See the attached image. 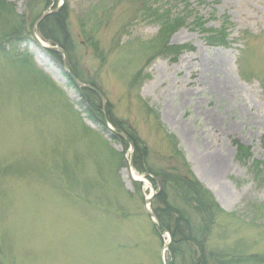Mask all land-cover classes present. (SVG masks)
<instances>
[{"label":"rangeland","instance_id":"374dc122","mask_svg":"<svg viewBox=\"0 0 264 264\" xmlns=\"http://www.w3.org/2000/svg\"><path fill=\"white\" fill-rule=\"evenodd\" d=\"M6 1L3 16L27 22L64 8L36 27L57 51L32 36L0 41V264H167L171 235L144 209L152 197L153 213L162 187L142 172L145 162L167 167L165 130L235 215L226 245L259 258L244 264H264V0H158L168 21L184 19L167 38L149 0ZM222 26L229 44L209 45ZM58 31L68 54L52 44ZM166 41L190 48L168 58L158 53ZM63 53L105 96L100 118L132 144L84 112Z\"/></svg>","mask_w":264,"mask_h":264},{"label":"trees","instance_id":"16d2710c","mask_svg":"<svg viewBox=\"0 0 264 264\" xmlns=\"http://www.w3.org/2000/svg\"><path fill=\"white\" fill-rule=\"evenodd\" d=\"M157 1L149 0L144 2V8L146 11L153 12V15L160 22V30L164 34L163 37L167 38L183 24L184 19L177 16V18H169L168 21L161 13V8L158 6L154 7ZM62 9L53 15L45 17L44 20L48 17H56ZM11 10H13L11 4L6 0H0V20H2L0 22L2 25L0 28V41L10 47H15L22 41V38L32 36L31 27L34 20L40 14H30L28 22L26 18L13 20L9 16H3L6 15L5 13H11ZM11 15H14V13ZM27 25L29 26L28 28ZM58 33V35L54 33L55 36L57 35V38L53 37L54 40L52 38V44L58 45V47L68 54L67 37L61 35L66 34V31H58ZM45 38L44 40H46ZM205 39L212 46H227L229 44L228 34L225 33L223 26L217 30H213ZM166 43L167 41L162 45L158 53L160 55L162 52L168 58H175L183 50L190 48L188 45L174 46L167 45ZM151 44H148L149 47H153ZM54 54L60 56L59 52H54ZM59 61L61 62V56ZM70 71L80 79L71 68ZM64 76L67 78L68 84L79 93L81 105L85 108L84 112H87L92 122L94 121L97 125L105 128L104 123L102 124L103 120L99 115L101 112L100 101L96 95L86 88L76 87L66 75ZM89 84L94 86L93 83ZM84 92L97 98L94 100L95 104L91 103V100L85 96ZM148 109H151L150 112L157 115L151 107ZM118 127H115L116 131L122 132ZM124 133L134 143H137L135 136L126 131ZM164 133L170 144L167 167L153 171L151 167L146 166L147 163L145 162L146 164L142 165V172H145L147 176L153 175L157 181L159 180L158 183L162 187L160 193L156 196L157 201L154 204L153 213L158 222L171 235V241L167 248L169 257L167 264H244L248 261H258L259 258L256 254L245 255L241 251L226 245L229 221L233 220L235 215L231 212H226L216 201L211 191L194 176L182 150L178 147L179 143L176 137L167 130ZM113 134L112 138H121L118 134ZM138 150L140 151L139 153L143 154L142 151L145 149L138 148ZM142 158L144 160V155H142ZM261 172L264 173L263 170ZM148 178L152 180L150 177ZM178 205H181V207Z\"/></svg>","mask_w":264,"mask_h":264},{"label":"water","instance_id":"95a60500","mask_svg":"<svg viewBox=\"0 0 264 264\" xmlns=\"http://www.w3.org/2000/svg\"><path fill=\"white\" fill-rule=\"evenodd\" d=\"M57 10V8L53 9V10H50V11H44L42 12L34 21L33 25H32V28H31V34H32V37L34 39V41L36 42V44L43 48V49H46L48 51H57L58 48L56 46H49V45H46L44 42H42L36 35V27L37 25L39 24V22L44 18L46 17L48 14L50 13H54L55 11ZM62 68H63V72L66 74V76L74 83V85L76 87H82V88H87L89 90H92L96 95H98L100 101H101V106L102 108H104L105 106V103H106V98L105 96L97 89L93 88L91 85L87 84V83H84L82 81H80L79 79H77L69 70V67H68V58H67V55L65 53H63V64H62ZM103 121H104V124L106 125V127L113 131L111 133H116L118 134L120 137L126 139L129 144H132L130 140H128V138L123 134V133H118L116 131H114V129L112 127H110V125L108 124V121L106 119L105 116H103ZM108 133H110L108 131ZM159 185V184H158ZM160 187V186H159ZM152 200V197H148L147 199H145V206H144V209H145V212L147 213L148 216H150L155 223H157L159 225V222L158 220L155 218L154 214L147 208V205L151 202ZM161 229L163 230V232L166 231V229L163 227V226H160ZM170 243V241L168 243L165 244V247H168V244ZM162 264H165L164 263V260H162L161 262Z\"/></svg>","mask_w":264,"mask_h":264},{"label":"bare ground","instance_id":"6f19581e","mask_svg":"<svg viewBox=\"0 0 264 264\" xmlns=\"http://www.w3.org/2000/svg\"><path fill=\"white\" fill-rule=\"evenodd\" d=\"M217 170V169H216ZM220 171V170H219Z\"/></svg>","mask_w":264,"mask_h":264}]
</instances>
